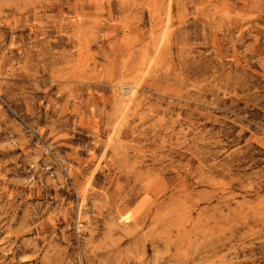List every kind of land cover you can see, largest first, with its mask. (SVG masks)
Listing matches in <instances>:
<instances>
[{
	"label": "rangeland",
	"instance_id": "rangeland-1",
	"mask_svg": "<svg viewBox=\"0 0 264 264\" xmlns=\"http://www.w3.org/2000/svg\"><path fill=\"white\" fill-rule=\"evenodd\" d=\"M0 264H264V0H0Z\"/></svg>",
	"mask_w": 264,
	"mask_h": 264
},
{
	"label": "bare ground",
	"instance_id": "bare-ground-1",
	"mask_svg": "<svg viewBox=\"0 0 264 264\" xmlns=\"http://www.w3.org/2000/svg\"><path fill=\"white\" fill-rule=\"evenodd\" d=\"M127 89H128V88H127ZM130 89H131V88L129 87V90H130ZM128 92H129V91H128ZM129 93H131V92H129ZM126 95H127V94H126ZM126 95H125V96H126ZM128 95H129V94H128ZM128 97H129V96H128ZM125 101H126V100H125Z\"/></svg>",
	"mask_w": 264,
	"mask_h": 264
}]
</instances>
